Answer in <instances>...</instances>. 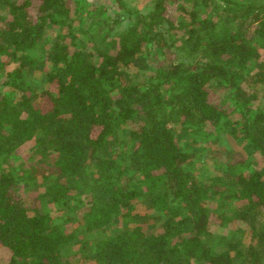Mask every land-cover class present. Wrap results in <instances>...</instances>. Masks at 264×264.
I'll list each match as a JSON object with an SVG mask.
<instances>
[{"label": "trees", "instance_id": "obj_1", "mask_svg": "<svg viewBox=\"0 0 264 264\" xmlns=\"http://www.w3.org/2000/svg\"><path fill=\"white\" fill-rule=\"evenodd\" d=\"M113 1L123 13L78 28L84 42L72 26L88 17L82 0H0V72L16 65L0 85V245L11 254L0 264H264V109L243 86L255 40L264 45V5L187 0L178 17L176 0L145 12ZM56 28L67 33L48 42ZM178 42L185 58L171 54ZM144 53L152 71L139 82L130 68ZM250 77L264 84L263 72ZM177 127L237 133L263 164L200 179ZM20 184L43 189L33 208ZM139 200L159 231L134 213ZM213 229L230 231L221 250Z\"/></svg>", "mask_w": 264, "mask_h": 264}, {"label": "rangeland", "instance_id": "obj_2", "mask_svg": "<svg viewBox=\"0 0 264 264\" xmlns=\"http://www.w3.org/2000/svg\"><path fill=\"white\" fill-rule=\"evenodd\" d=\"M128 7L134 10L139 11H148L149 8L153 5L154 0H125ZM261 3L264 5V0H257V3ZM187 3V0H176L175 3H172L174 7V14L178 17L180 13L178 12V8L181 4ZM82 6H84L85 10H87L88 14L84 20H74L72 26L77 28L76 33L79 38L87 42V38L78 28H88L93 23V20H99L100 22H110L113 17L117 14L123 13L120 11L118 6L115 4L113 0H82ZM128 24H130L129 20H126L121 28H125ZM55 29V28H54ZM67 33L66 29L51 30L48 37V42L52 40L53 36H56L59 33ZM256 47V55L251 63L250 72L247 75V78L243 79V86L251 92H254L257 95V99L255 101V108L264 109V84H257L256 81L250 76L254 75L258 72H263L264 74V45L261 41L255 40ZM88 54H93L92 45H88L87 49ZM171 54L176 56L179 55L182 58H185L184 51L181 49V43L178 42L173 49L171 50ZM16 67L15 64L8 66L3 72H0V85L7 78L8 72H11ZM132 74L135 76L136 81L144 80L147 75L152 71L151 66L148 62L147 54L140 55L135 62L131 65L130 68ZM41 73H35L31 75V83L33 85H40ZM213 98L215 101H221L225 96L224 91L213 90L212 91ZM227 103V102H226ZM229 106L230 103H227ZM239 118L238 115H234L232 120H237ZM177 138L180 145L187 149L191 154L192 158L188 164V168L197 175L200 179L204 177H214L216 175H222L221 167L226 168L229 163L237 164L239 162H246L250 164H263V160L259 154H253L249 151V145L246 141H243L241 136L237 133H227L216 139H209L207 137H191L189 133L183 130L182 127H177L176 129ZM214 141V142H212ZM15 158L14 163H22L28 156H30V152L20 151ZM239 172V170L237 171ZM19 193L22 195L24 201L27 203V206L33 208L37 203V195L43 191L42 188H37L33 185L28 186L25 184H20L18 186ZM54 215L56 214V210L53 205H50ZM141 217L142 224L146 227L148 232H157L160 229V224L153 220L151 216L154 211L148 209L141 200H139L136 204V210L134 212ZM150 216V218H146ZM120 226L122 223L119 224ZM218 236L212 239L209 244L215 250H221L223 248L221 242V236L224 234H229L230 231L228 229H213ZM231 230L239 231V234H244V239L247 240L248 235L245 227L242 225L234 226ZM77 249V248H76ZM11 259V254L0 245V262H7ZM69 264H85L79 255H73L68 259Z\"/></svg>", "mask_w": 264, "mask_h": 264}]
</instances>
